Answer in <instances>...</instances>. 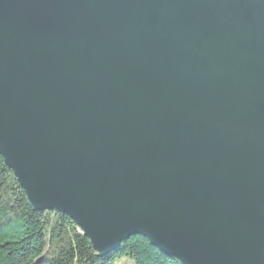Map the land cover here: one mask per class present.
<instances>
[{
	"label": "water",
	"instance_id": "95a60500",
	"mask_svg": "<svg viewBox=\"0 0 264 264\" xmlns=\"http://www.w3.org/2000/svg\"><path fill=\"white\" fill-rule=\"evenodd\" d=\"M0 157L99 257L264 264V0H0Z\"/></svg>",
	"mask_w": 264,
	"mask_h": 264
},
{
	"label": "trees",
	"instance_id": "16d2710c",
	"mask_svg": "<svg viewBox=\"0 0 264 264\" xmlns=\"http://www.w3.org/2000/svg\"><path fill=\"white\" fill-rule=\"evenodd\" d=\"M120 258L135 264H180L139 235L99 257L68 216L29 206L0 157V264H114Z\"/></svg>",
	"mask_w": 264,
	"mask_h": 264
},
{
	"label": "rangeland",
	"instance_id": "374dc122",
	"mask_svg": "<svg viewBox=\"0 0 264 264\" xmlns=\"http://www.w3.org/2000/svg\"><path fill=\"white\" fill-rule=\"evenodd\" d=\"M114 264H135V262L128 258H120Z\"/></svg>",
	"mask_w": 264,
	"mask_h": 264
}]
</instances>
